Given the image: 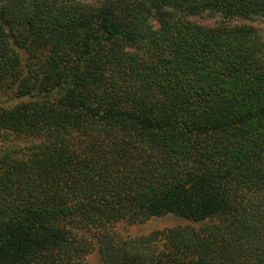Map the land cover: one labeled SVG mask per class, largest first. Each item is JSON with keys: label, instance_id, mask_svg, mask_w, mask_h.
<instances>
[{"label": "trees", "instance_id": "1", "mask_svg": "<svg viewBox=\"0 0 264 264\" xmlns=\"http://www.w3.org/2000/svg\"><path fill=\"white\" fill-rule=\"evenodd\" d=\"M204 13L264 0L0 5V264H264V41Z\"/></svg>", "mask_w": 264, "mask_h": 264}, {"label": "rangeland", "instance_id": "2", "mask_svg": "<svg viewBox=\"0 0 264 264\" xmlns=\"http://www.w3.org/2000/svg\"><path fill=\"white\" fill-rule=\"evenodd\" d=\"M6 0H0V5ZM61 2H68L72 0H57ZM83 3L88 4H98L101 0H76ZM186 19L195 22L200 25L204 26H216V25H228V26H250L254 28L261 39L264 41V22L259 17H250V18H233V19H226L220 14H197V15H190L186 16ZM188 224L187 221L180 219L173 215H168L162 218H153L147 221L144 224L139 225H119L118 230L124 236H135V235H145L152 231L156 230H163L170 227H175L179 225H186ZM89 263L90 264H100L99 257L96 252L89 256Z\"/></svg>", "mask_w": 264, "mask_h": 264}]
</instances>
